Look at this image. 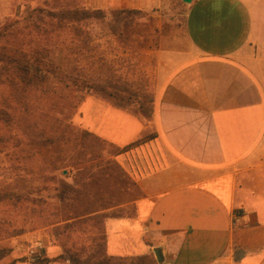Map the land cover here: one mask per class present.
<instances>
[{"label": "crops", "instance_id": "obj_1", "mask_svg": "<svg viewBox=\"0 0 264 264\" xmlns=\"http://www.w3.org/2000/svg\"><path fill=\"white\" fill-rule=\"evenodd\" d=\"M166 0H84L90 10H151ZM193 53L166 52L150 125L88 96L85 130L119 148L144 196L106 223L107 253L164 264H264V0H193ZM239 224L233 227V216ZM156 257V256H155Z\"/></svg>", "mask_w": 264, "mask_h": 264}, {"label": "rangeland", "instance_id": "obj_2", "mask_svg": "<svg viewBox=\"0 0 264 264\" xmlns=\"http://www.w3.org/2000/svg\"><path fill=\"white\" fill-rule=\"evenodd\" d=\"M82 1L0 0V25L7 19H24L33 10L60 12ZM180 1L134 10L128 15L131 26L122 35L111 34L108 23L84 29V35L90 33L95 41L78 47L80 67L99 80L113 78L141 86L147 82L154 93L164 54L193 53L186 34L187 10ZM121 11L104 12L111 22ZM81 105L69 116L58 111L49 122L36 118L48 135L33 146L28 144L33 130L19 126L16 119L0 123V253L5 254L0 264H70L61 258L63 245H85L90 253L106 242L108 219L135 216L136 202L144 192L118 161L127 152L85 130L79 123ZM154 133L149 126L146 135ZM86 212L95 213L85 216L82 224L68 226L72 217ZM38 241L47 248L43 257L33 260L29 253Z\"/></svg>", "mask_w": 264, "mask_h": 264}, {"label": "trees", "instance_id": "obj_3", "mask_svg": "<svg viewBox=\"0 0 264 264\" xmlns=\"http://www.w3.org/2000/svg\"><path fill=\"white\" fill-rule=\"evenodd\" d=\"M83 2L60 12L33 10L24 19H7L0 25V123L11 124L16 119L19 126L33 130V135H28L29 146L48 135L47 129H41L36 118L49 122L60 110L59 113L66 112L65 115L69 116L88 96L101 98L142 119L147 125L153 121L155 95L147 82L141 86L134 81L99 80L80 67L78 47L95 41L90 33L84 35L83 30L108 23L111 34L122 35L131 26L128 15L136 11L122 10L109 22L103 10L87 9ZM68 48L73 51H68ZM71 56L73 62L69 58ZM61 105L63 109H60ZM154 137L155 134H145L121 153ZM93 213L75 215L70 219L72 223L67 224L75 227L84 223L85 216ZM16 234L21 235L22 231L18 230ZM76 246L68 248L63 245L61 258L70 264H160L154 255L110 256L107 240L104 245H92L90 253L89 247ZM4 258L5 254L1 252L0 260Z\"/></svg>", "mask_w": 264, "mask_h": 264}, {"label": "built area", "instance_id": "obj_4", "mask_svg": "<svg viewBox=\"0 0 264 264\" xmlns=\"http://www.w3.org/2000/svg\"><path fill=\"white\" fill-rule=\"evenodd\" d=\"M239 219H240L239 214H236L233 216V227L234 228H236L237 225L239 224ZM46 248L47 247H46V245H44L43 242L38 241V242H36V244H34V246L32 247L29 254L31 255L33 260L41 258V257H43Z\"/></svg>", "mask_w": 264, "mask_h": 264}, {"label": "water", "instance_id": "obj_5", "mask_svg": "<svg viewBox=\"0 0 264 264\" xmlns=\"http://www.w3.org/2000/svg\"><path fill=\"white\" fill-rule=\"evenodd\" d=\"M185 4H191L193 2V0H182ZM154 253H155V256H156V259L157 261L160 263V264H164L163 262V256H162V252L160 249H155L154 250Z\"/></svg>", "mask_w": 264, "mask_h": 264}]
</instances>
